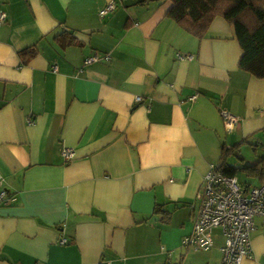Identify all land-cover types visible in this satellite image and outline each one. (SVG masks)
<instances>
[{"label": "crops", "instance_id": "crops-1", "mask_svg": "<svg viewBox=\"0 0 264 264\" xmlns=\"http://www.w3.org/2000/svg\"><path fill=\"white\" fill-rule=\"evenodd\" d=\"M170 7L0 0V182L15 198L0 203V264H221L220 229L208 250L183 240L222 149L263 132L264 79L239 69L223 18L196 37ZM221 111L237 118L231 131ZM257 139L252 154L239 149L254 162ZM239 156L226 165H254ZM254 226L241 264H264L260 218Z\"/></svg>", "mask_w": 264, "mask_h": 264}, {"label": "built area", "instance_id": "built-area-1", "mask_svg": "<svg viewBox=\"0 0 264 264\" xmlns=\"http://www.w3.org/2000/svg\"><path fill=\"white\" fill-rule=\"evenodd\" d=\"M115 7L113 2L108 3L100 11V16L113 12ZM4 18L5 15L1 13L0 23ZM178 58L183 59V56L178 55ZM187 58L191 60L192 56ZM98 60L99 57L95 53L86 58L84 63ZM195 98L196 96H192L191 99ZM136 101L139 102L140 98ZM220 113L225 130L231 131L237 125V118L226 111ZM61 157L64 162L71 161L74 151L63 147ZM199 199V213L191 234L183 240V246L208 250L214 245L213 230L220 229L223 238L221 264H241L245 258L251 256L250 234L255 228V218H260L264 226V180L258 186L242 185L235 177L224 175L219 167L211 165L204 178ZM14 200L0 182V203L9 204ZM65 242L61 240L60 244Z\"/></svg>", "mask_w": 264, "mask_h": 264}, {"label": "trees", "instance_id": "trees-1", "mask_svg": "<svg viewBox=\"0 0 264 264\" xmlns=\"http://www.w3.org/2000/svg\"><path fill=\"white\" fill-rule=\"evenodd\" d=\"M144 2L151 0H143ZM159 1V0H152ZM167 15L196 37H202L215 17L223 18L233 27L242 51L238 67L258 79H264V0H169ZM30 50L21 56L30 57ZM29 54V55H28ZM264 132V128H263ZM241 144L222 149L219 169L224 175L235 177L240 171L255 179L264 178V160L241 168L226 165V158L238 157Z\"/></svg>", "mask_w": 264, "mask_h": 264}, {"label": "rangeland", "instance_id": "rangeland-1", "mask_svg": "<svg viewBox=\"0 0 264 264\" xmlns=\"http://www.w3.org/2000/svg\"><path fill=\"white\" fill-rule=\"evenodd\" d=\"M256 135H258L257 137H254V138H252V141H250L249 143H250V145L249 144H246L245 145V142H240L239 144H241L240 146H246L245 148V150L244 151H246L247 153L248 152H251L252 151V148H254V147H252V145H255V143L256 142H258L257 140V138H261L262 140H264V132H258ZM254 140V141H253ZM261 149H263L262 151H264V143H263V146L261 147ZM242 154H240L239 152H238V155H242L243 157H244V160L248 163H251V162H254V160H250L246 155V153H244L243 151L241 152ZM251 154H252V152H251ZM245 156H246V158H245ZM260 156H261V154H260ZM264 160V159H263ZM237 177H238V179H239V183L240 184H242V185H247V186H255L256 185V179L255 178H253V177H251V176H248V175H246V173L244 172V171H240V172H238L237 174Z\"/></svg>", "mask_w": 264, "mask_h": 264}, {"label": "water", "instance_id": "water-1", "mask_svg": "<svg viewBox=\"0 0 264 264\" xmlns=\"http://www.w3.org/2000/svg\"><path fill=\"white\" fill-rule=\"evenodd\" d=\"M140 2H143V0H124L126 6H131Z\"/></svg>", "mask_w": 264, "mask_h": 264}]
</instances>
